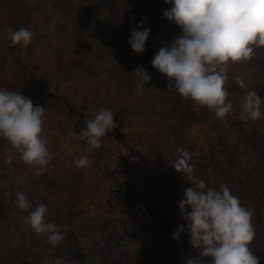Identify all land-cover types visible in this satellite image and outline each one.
I'll list each match as a JSON object with an SVG mask.
<instances>
[{"label":"trees","instance_id":"16d2710c","mask_svg":"<svg viewBox=\"0 0 264 264\" xmlns=\"http://www.w3.org/2000/svg\"><path fill=\"white\" fill-rule=\"evenodd\" d=\"M121 5L130 9L129 15H121ZM171 6L165 0H0V89L20 91L33 101L34 106L45 107V114L52 116L56 128L65 134L71 132L78 136L80 130L86 128V120L100 108H110L115 114L119 129L112 130L113 136L107 133L102 138L101 148L87 154L95 170L90 173L81 169L71 173L78 189L95 194L99 189L96 182L114 175L112 169L117 163L112 159V141L130 143L143 151L138 152L141 164L131 162L117 168L125 189L117 187L113 191L114 197L122 205L126 204L123 211L127 213L120 218L110 217L114 224L108 226L109 218L101 224L85 216L84 206L74 198L66 205H55L51 200L52 174L41 172L40 166L26 165L9 141L0 137V264H41L57 258L80 264H108L106 252L122 239L131 254V264L143 261L146 259L143 244L129 238L142 232L140 225L129 220L138 199L147 204L157 219L162 214L155 206L163 203L187 229L188 222L179 205L191 182L172 165L179 156L178 150L182 149L181 128L177 124L189 123L192 119L191 101L183 99L174 82L151 64L160 47L170 45L174 37L182 34L180 26L163 16ZM53 10L58 18L52 16ZM142 18L145 19L140 27H150L151 32L145 52L137 54L128 39L130 26H136ZM20 27H27L35 34L27 48L13 45L7 39L8 33ZM10 55L12 59L7 61ZM50 60L52 62L48 63ZM55 65L63 70L64 76L56 83L54 91L33 82L37 72L44 74ZM141 65L151 80L144 85L143 95H135L138 78L132 72ZM77 97L80 100L75 106ZM82 104L88 105L93 112L87 114L81 110ZM42 135L50 142L52 136L49 132L44 130ZM79 144L83 152L85 144L81 141ZM49 146L53 144L47 143L48 149ZM4 155L12 157L10 165L4 163ZM210 161L217 167L215 175H209L206 162L191 158L189 163L194 169L193 174L217 189L221 184H227L235 195L232 185L237 182L236 170L220 166L214 158ZM25 173L31 174L27 178L28 185H18L17 190L26 194L33 209L41 203L46 204V222L55 224L66 233L54 249L47 235L35 233L24 223L23 217L27 213H18L12 196L5 195L10 191L8 176H23ZM128 184L134 187V192ZM239 200L246 208L253 209ZM255 217L254 210L253 224ZM162 222L169 229L166 219ZM80 223L97 228L105 241L103 250H93L90 239L82 238ZM183 235L190 239L189 234Z\"/></svg>","mask_w":264,"mask_h":264},{"label":"clouds","instance_id":"9594fccd","mask_svg":"<svg viewBox=\"0 0 264 264\" xmlns=\"http://www.w3.org/2000/svg\"><path fill=\"white\" fill-rule=\"evenodd\" d=\"M171 8L163 16L174 21L182 34L174 37L170 45L160 47L151 64L173 81L178 94L185 100L194 101L207 108L217 118H225L233 111L228 82L229 62L250 61L257 56V49L264 46V0H165ZM130 26L128 43L137 54L145 52L150 27ZM34 32L27 27L8 33L13 45L27 48L34 39ZM134 94L143 95L144 85L151 76L141 65L133 72ZM240 88H248L242 78L237 79ZM241 121L260 119L264 98L255 90H249L239 101ZM45 107L36 105L20 91L0 89V137L9 141L11 148L20 154L29 166H47L54 158L47 147L44 132ZM115 114L110 108L94 111L86 120L77 139L85 144L82 155L74 160L78 168L90 165L88 153L101 148L102 138L115 127ZM69 138L73 133H69ZM179 156L172 165L191 182L184 190L185 199L180 201L183 218L188 222L189 244L196 255H189L186 264H260L259 257L250 245L256 236L253 224L254 209L243 206L231 193L227 184L219 188L209 186L204 179L194 175L189 163L191 155L179 149ZM4 163L10 165L12 157L4 155ZM114 170V169H113ZM5 195L11 196L12 191ZM13 204L23 212L25 224L37 234L47 235L54 249L66 235L55 224L46 222V204H33L22 191H15ZM190 207L191 211H185ZM185 225H179L172 238L179 241ZM207 258V261L205 260ZM53 260V259H52Z\"/></svg>","mask_w":264,"mask_h":264},{"label":"rangeland","instance_id":"374dc122","mask_svg":"<svg viewBox=\"0 0 264 264\" xmlns=\"http://www.w3.org/2000/svg\"><path fill=\"white\" fill-rule=\"evenodd\" d=\"M130 9L121 5V15H129ZM52 16L57 17V13L53 10ZM257 56L250 61L238 63L229 62L228 82L225 85L229 91V99L233 103V111L225 118H217L213 112L207 108H201L194 101H191L192 119L189 123L177 124L180 131V144L182 149L188 151L191 158L207 163L208 173L212 177L215 175V168L212 161L213 158L219 162L220 166L230 167L235 169L234 176L236 183H233V192L235 196L242 199L245 203L256 212L254 219V227H256V236L252 241L250 248L255 255L259 257L260 264H264V115L256 121L248 120L252 124L249 125L241 121L239 117L240 104L239 101L249 90L257 91V94L264 98V46L257 49ZM1 55V52H0ZM259 58L262 61L259 63ZM12 59L10 55L8 58ZM50 60L48 63H51ZM259 67L261 71L259 72ZM254 70H258L254 73ZM62 69H58L55 65L53 69L44 74L37 72L33 82L40 84L48 91H54L56 83L64 76ZM242 78L249 86L248 88H240L237 84V79ZM80 97L75 100L77 106ZM81 110L87 114L93 111L86 104L80 106ZM264 112V104L261 106ZM46 115L44 130L52 136L50 138L53 146H49L53 159L50 165L47 166V173L52 174V202L57 206L66 205L67 201L74 198L80 205L84 206L83 212L85 216L92 217L98 220L101 224L110 217L115 216L120 218L126 214L123 209L126 204H121L115 200L114 190L116 188H124L121 177H118V169L121 165L127 163L141 164V159L138 157V152H143L142 149L130 143H117L112 141L114 154L112 159L117 163L112 169L114 175H109L103 180L96 182V188L99 189L95 194L91 192L79 190L75 184V178L71 173L73 170L78 171L84 169L92 173L95 168L92 162L85 168H78L74 164V160L84 154L79 144L76 135L69 138L68 134L58 130L54 118ZM259 127L261 129H259ZM117 129L119 127L116 126ZM112 132V131H111ZM111 132H108L111 135ZM261 132V133H259ZM263 134V135H262ZM113 136V135H111ZM212 151V155L210 154ZM90 159V158H89ZM91 161V160H90ZM118 166H120L118 168ZM118 168V169H117ZM13 175V174H12ZM8 176V187L12 191V198L15 199V191L18 185L27 186L28 176L30 173H25L23 176L17 175ZM132 192L134 187L128 184ZM125 189V188H124ZM122 205V206H121ZM156 210L161 212L162 216L157 219L151 213V210L142 200L138 199L133 205V216L129 220L142 227V232L136 233L129 238L140 241L146 249V256L143 261H136L135 264H186V259L189 255H196V250L192 249L189 244V239L181 234L179 241L172 238L173 231L181 225L175 213H171L166 209L163 203H158L155 206ZM185 211L190 212L191 208L186 207ZM18 213H24L18 208ZM127 215H125L126 217ZM124 217V219H125ZM168 222L169 229L164 227L162 220ZM161 220V221H160ZM160 221V222H159ZM99 223V224H100ZM108 226H113L114 221L111 219L106 222ZM120 225V224H119ZM81 229L79 233L82 238L90 239L93 243V250H103L105 241L100 236L96 227H87L85 223H80ZM87 232V233H85ZM124 240L119 243L112 244L106 252V261L108 264H131L133 260L131 254L124 246ZM132 260V261H131ZM207 261V258H205ZM80 264L78 262L69 261L66 259H53L42 261L41 264Z\"/></svg>","mask_w":264,"mask_h":264},{"label":"bare ground","instance_id":"6f19581e","mask_svg":"<svg viewBox=\"0 0 264 264\" xmlns=\"http://www.w3.org/2000/svg\"><path fill=\"white\" fill-rule=\"evenodd\" d=\"M55 264V263H54Z\"/></svg>","mask_w":264,"mask_h":264}]
</instances>
